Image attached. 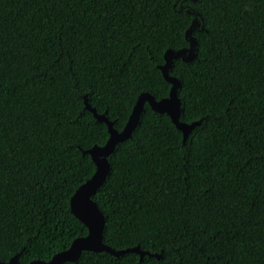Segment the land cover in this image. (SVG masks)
<instances>
[{"label":"trees","instance_id":"1","mask_svg":"<svg viewBox=\"0 0 264 264\" xmlns=\"http://www.w3.org/2000/svg\"><path fill=\"white\" fill-rule=\"evenodd\" d=\"M197 20L198 24L193 25ZM181 82L184 139L146 102L93 196L104 241L64 264H264V0H0V259L49 260L86 235L70 198L138 96Z\"/></svg>","mask_w":264,"mask_h":264},{"label":"water","instance_id":"2","mask_svg":"<svg viewBox=\"0 0 264 264\" xmlns=\"http://www.w3.org/2000/svg\"><path fill=\"white\" fill-rule=\"evenodd\" d=\"M197 24V20L193 21V25ZM190 31L191 28L187 32V36L190 39V46L179 50H174L173 48L167 49L164 54L165 63L159 65L165 79L171 83L169 95L157 99L148 91L142 92L138 96L128 121L122 130L117 129L114 126V121L110 120L108 116L98 113L95 107L86 102V108L92 111L99 121L105 122L109 131V138L105 144H96L87 150L95 162L96 170L89 179L76 189L70 198L71 211L86 225L88 232L86 235L76 237L67 249L55 253L51 259H34L27 264H64L66 262H73L78 260L85 250L94 252L106 251L116 256L126 252H136L140 255L141 259L146 254L160 256L159 254H152L147 250H143L139 245L125 249H115L108 245L104 241L105 215L93 196L97 193L110 173V154L115 151L117 144L133 136V131L140 121L146 102H148L155 111L167 113L176 126L182 130L185 140L195 126L201 123V121L187 123L180 120L182 101L178 95V88L181 82L177 76L171 75L169 72L174 59L181 57L185 61H191L197 56L196 40L191 36ZM20 254L21 252L16 253L9 261H2L0 259V264H23L19 260Z\"/></svg>","mask_w":264,"mask_h":264}]
</instances>
